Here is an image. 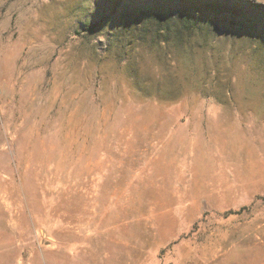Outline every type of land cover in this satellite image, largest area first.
Listing matches in <instances>:
<instances>
[{
	"label": "rangeland",
	"instance_id": "374dc122",
	"mask_svg": "<svg viewBox=\"0 0 264 264\" xmlns=\"http://www.w3.org/2000/svg\"><path fill=\"white\" fill-rule=\"evenodd\" d=\"M0 264H264V0H0Z\"/></svg>",
	"mask_w": 264,
	"mask_h": 264
},
{
	"label": "trees",
	"instance_id": "16d2710c",
	"mask_svg": "<svg viewBox=\"0 0 264 264\" xmlns=\"http://www.w3.org/2000/svg\"><path fill=\"white\" fill-rule=\"evenodd\" d=\"M185 1V0H184ZM186 5V4H185ZM187 6V5H186ZM187 7H189V6H187ZM214 15H217L218 17H224V18H230V17H228V16H226V14H223L222 12H220V13H215ZM231 19V18H230Z\"/></svg>",
	"mask_w": 264,
	"mask_h": 264
}]
</instances>
